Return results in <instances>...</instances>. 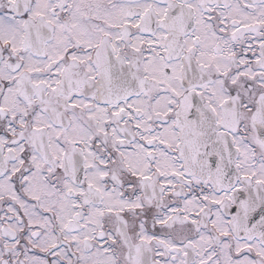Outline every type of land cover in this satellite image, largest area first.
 Masks as SVG:
<instances>
[{
    "label": "snow or ice",
    "instance_id": "snow-or-ice-1",
    "mask_svg": "<svg viewBox=\"0 0 264 264\" xmlns=\"http://www.w3.org/2000/svg\"><path fill=\"white\" fill-rule=\"evenodd\" d=\"M0 264H264V0H0Z\"/></svg>",
    "mask_w": 264,
    "mask_h": 264
}]
</instances>
